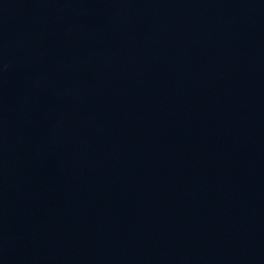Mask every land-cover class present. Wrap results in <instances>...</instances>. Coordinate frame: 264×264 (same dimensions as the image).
Here are the masks:
<instances>
[{
	"label": "water",
	"instance_id": "1",
	"mask_svg": "<svg viewBox=\"0 0 264 264\" xmlns=\"http://www.w3.org/2000/svg\"><path fill=\"white\" fill-rule=\"evenodd\" d=\"M0 264H264V0H0Z\"/></svg>",
	"mask_w": 264,
	"mask_h": 264
}]
</instances>
